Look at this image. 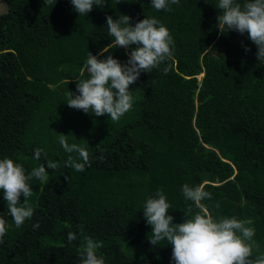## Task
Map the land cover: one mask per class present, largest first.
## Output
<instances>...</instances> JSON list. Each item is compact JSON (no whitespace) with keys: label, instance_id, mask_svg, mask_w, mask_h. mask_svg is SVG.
I'll use <instances>...</instances> for the list:
<instances>
[{"label":"trees","instance_id":"trees-1","mask_svg":"<svg viewBox=\"0 0 264 264\" xmlns=\"http://www.w3.org/2000/svg\"><path fill=\"white\" fill-rule=\"evenodd\" d=\"M1 1L7 9L0 14V159L12 158L26 174L47 160L61 167L48 169L46 183L29 182L34 215L19 228L0 190L7 228L0 264H80L78 249L88 236L103 242L97 254L105 264H174L171 245L150 243L143 207L162 188L169 214L183 222L192 203L183 197L185 183L204 184L212 199L202 203L214 218L250 219L259 245L252 258L264 255V63L247 33H220L219 0H179L171 11L154 9L151 0H106L80 17L71 0ZM121 14L133 26L160 20L175 44L170 71L161 65L142 72L130 85L137 96L132 109L113 122L66 103L69 91L78 94L77 81L90 77L89 53L114 40L107 16ZM107 55L121 63L129 58L122 47L99 58ZM65 116L74 120L73 132ZM60 133L89 149L83 172L64 166L69 153ZM38 147L47 153L40 160ZM69 232L77 236L72 243Z\"/></svg>","mask_w":264,"mask_h":264},{"label":"clouds","instance_id":"clouds-1","mask_svg":"<svg viewBox=\"0 0 264 264\" xmlns=\"http://www.w3.org/2000/svg\"><path fill=\"white\" fill-rule=\"evenodd\" d=\"M106 0H71L76 12L88 15L94 6L105 4ZM120 2V0H119ZM207 3V0H205ZM170 4H179V0H151L156 10L171 11ZM216 8L220 10L217 28L221 34L236 31L247 33L248 38L257 46V59L264 63V0H219ZM129 15L121 14L118 19L107 16L108 34L114 38L109 47L100 50L98 55L91 52L85 62V68L90 74L87 79L77 81L76 92L69 91V107L94 113L100 117L108 115L111 121L118 122L134 103V84L142 72L151 73L154 69H162L167 74L172 65L169 63L174 55V40L169 29L154 18L146 17L138 21L135 26ZM135 45V48L132 46ZM111 46L122 47L129 58L125 63L113 55H107ZM245 51H250L245 48ZM203 77V76H202ZM68 136L58 134L59 144L69 153L64 166L71 167L77 172H83L91 165L90 154L85 147L77 143H69ZM76 153L73 157L71 154ZM43 149L34 150V159L40 160ZM58 161L47 160V167L41 163L26 174V169L12 158L0 159V190L6 201L8 213L17 228L34 215V208L29 202L33 195L30 181L33 178L41 183L49 180L48 169L59 170ZM183 197L192 202L183 211V222L175 223V217L169 214L171 204L163 189H158L154 197L148 198L143 207V213L148 225L152 227L150 243L154 246L166 241L172 247V261L174 264H264V255L252 258L253 249L259 245L253 239L255 229L249 227L250 219H238L235 216H220L214 218L208 207L202 203L211 200L212 194L205 190L204 184L195 187L185 183L182 186ZM21 197L23 200L21 201ZM193 205L199 211L193 212ZM215 207L219 209L217 202ZM39 223L33 225L38 228ZM6 220L0 214V245L5 243ZM74 232L67 234L68 243L76 240ZM103 247L102 241L88 236L78 249L80 264H105L103 256L97 250Z\"/></svg>","mask_w":264,"mask_h":264},{"label":"rangeland","instance_id":"rangeland-1","mask_svg":"<svg viewBox=\"0 0 264 264\" xmlns=\"http://www.w3.org/2000/svg\"><path fill=\"white\" fill-rule=\"evenodd\" d=\"M6 5L0 0V14H2L3 12H5L6 11ZM202 76L203 75H201V76H199V78L201 79L202 78ZM134 90V89H133ZM134 92H135V90H134ZM134 97H135V99H137V96H136V94H134ZM71 117V116H70ZM70 117H68V116H65L64 118H67V119H71ZM73 119H71V121L69 122L70 124H71V126H73ZM73 128H74V126L73 127H71V128H69V130L71 131V132H73L72 130H73ZM85 136V134H79V138H81V139H83V137ZM72 139H74V136L73 137H68V140H72ZM52 141H54V142H56L54 139H52ZM98 144V143H97ZM53 145V144H52ZM87 151H89V149L87 150Z\"/></svg>","mask_w":264,"mask_h":264}]
</instances>
